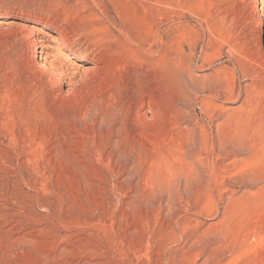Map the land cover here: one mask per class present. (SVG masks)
Returning <instances> with one entry per match:
<instances>
[{
  "label": "rangeland",
  "instance_id": "1",
  "mask_svg": "<svg viewBox=\"0 0 264 264\" xmlns=\"http://www.w3.org/2000/svg\"><path fill=\"white\" fill-rule=\"evenodd\" d=\"M256 2L0 0V264H264Z\"/></svg>",
  "mask_w": 264,
  "mask_h": 264
},
{
  "label": "bare ground",
  "instance_id": "2",
  "mask_svg": "<svg viewBox=\"0 0 264 264\" xmlns=\"http://www.w3.org/2000/svg\"><path fill=\"white\" fill-rule=\"evenodd\" d=\"M264 0H260V2H256V3H262ZM168 3V2H167ZM166 4V3H165ZM262 5V4H261ZM169 6V5H168ZM170 7V6H169ZM258 7V6H257ZM257 7H255V8H257ZM262 7H263V5H262ZM261 9V8H260ZM259 23H260V21H259ZM45 34L47 35V33L45 32ZM44 34V35H45ZM48 36V38L50 37V42H55V43H57V38H55L54 36H51V35H47ZM46 37V36H45ZM259 37V36H258ZM48 40V39H47ZM167 40V39H166ZM260 42V41H259ZM49 43V42H48ZM48 43L47 44H43V45H40L41 46V50H43V49H49L50 48V45H48ZM61 44V43H60ZM62 45V44H61ZM60 46V45H59ZM40 48V47H39ZM51 49V48H50ZM59 53H60V51H59ZM41 55V54H40ZM63 55V54H62ZM65 56H68V55H65ZM64 57V56H63ZM68 59V58H67ZM78 60L80 61V62H88L87 61V58H86V56L84 55V54H80L79 56H78ZM100 60V59H99ZM94 62V61H93ZM75 66H78L79 67V65H75ZM78 67H77V69H78ZM91 70H96V68H90ZM86 71H90L89 69L87 70H83V73H85ZM141 105V104H140Z\"/></svg>",
  "mask_w": 264,
  "mask_h": 264
}]
</instances>
